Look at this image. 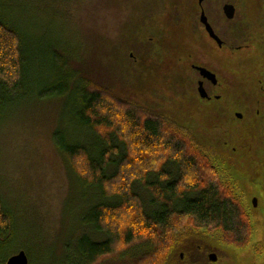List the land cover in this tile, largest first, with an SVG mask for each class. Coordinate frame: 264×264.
Here are the masks:
<instances>
[{"label": "rangeland", "instance_id": "obj_1", "mask_svg": "<svg viewBox=\"0 0 264 264\" xmlns=\"http://www.w3.org/2000/svg\"><path fill=\"white\" fill-rule=\"evenodd\" d=\"M235 1L212 0L205 8L209 14H215L219 7L221 11L223 3ZM242 1L264 5V0ZM28 2L23 6L29 11L26 17L21 18L17 11H10V14L14 19L18 16L17 22L22 28L30 33H41L47 43L52 42L49 50L58 51L62 59L61 70L69 75L71 86L87 81L123 102L133 103L149 113L187 127L191 137L204 144L200 134L202 124L207 132L214 128L208 115L210 105L196 99L191 101L185 94L187 53L193 49L191 41L193 44L196 42L189 32L199 14L196 0ZM247 14L248 20L256 23L253 11ZM139 28L144 30L146 43L149 33L153 32L157 48L153 49V57L144 59L143 67L138 62L135 66L140 69H134L128 67L125 53L131 47L133 54L138 56L140 48L135 41L141 39L137 34ZM195 36L198 41L206 42V37L200 39L199 35ZM35 42L31 41L25 63L24 75L29 86L39 79L47 82L52 75L46 56L41 60V55L37 54L43 49L36 50ZM47 43L43 45L45 48L49 46ZM195 58L196 55L192 57ZM212 58L222 62L225 75L231 74L233 53L223 50L220 60L214 51ZM229 87L224 89L225 95L230 93L231 85ZM233 87L236 106L224 105L217 114L223 113V137L246 145L243 150L238 148L234 155H229L231 170L228 173L247 201L251 196L258 199V207L253 208L258 216L252 218L261 230L256 232L264 234V176L252 180L254 170L250 171L246 165L247 158L255 165L264 164V134L255 132L247 135L248 130L259 131L260 128L241 123L240 129L236 119L226 113L237 108L244 115H254L253 111L250 113L251 106L246 100L250 85L242 82L239 86L235 83ZM72 110L73 97L38 99L34 95H26L0 123V200L10 215L11 224L5 240L7 246L0 250V264L19 250L26 253L28 264H73L69 254L74 251L77 237L84 232L96 237L91 230L79 224L87 207L95 201L91 202L93 192L84 188L70 173L66 159L52 142V134L59 129L69 131L75 137ZM215 148L220 146L215 143ZM220 150L228 156L227 148L223 146ZM258 170H263V167ZM133 189L142 197L146 209L151 210L152 197L148 190L140 183L133 185ZM202 230L207 231L205 228ZM207 233L219 238L213 232ZM176 235L169 253L150 264H173L178 253L185 251L183 242H187V236ZM232 260L227 264H233ZM99 264L142 263L112 255Z\"/></svg>", "mask_w": 264, "mask_h": 264}, {"label": "trees", "instance_id": "obj_2", "mask_svg": "<svg viewBox=\"0 0 264 264\" xmlns=\"http://www.w3.org/2000/svg\"><path fill=\"white\" fill-rule=\"evenodd\" d=\"M28 1L0 0V123L26 95L73 97L75 137L59 129L52 142L70 173L93 192L95 201L79 224L96 237L86 232L77 237L71 263L99 264L112 255L142 264L158 262L169 253L176 233L189 236L202 228L226 244L246 242L250 229L237 187L231 186L229 173L230 183L215 167L212 151L179 123L123 102L87 81L71 86L58 51L49 50L52 42L25 30L18 16L10 14L17 11L26 17L24 7L32 4ZM35 40L36 50L43 49L37 54L41 60L46 56L54 76L29 86L25 63ZM136 183L150 193L151 210L134 191ZM9 219L0 200V250L7 246Z\"/></svg>", "mask_w": 264, "mask_h": 264}, {"label": "flooded vegetation", "instance_id": "obj_3", "mask_svg": "<svg viewBox=\"0 0 264 264\" xmlns=\"http://www.w3.org/2000/svg\"><path fill=\"white\" fill-rule=\"evenodd\" d=\"M210 1L212 0H203L201 5H199L196 0L199 14L189 31L196 42L194 41L195 44H193L190 40L193 49L187 53L188 62L185 80L188 84L185 94L189 96V100L191 101L196 99L204 102V104L210 105L208 115L210 123L213 124L214 128H210L207 132L206 127L202 124L203 129L200 131V134L202 135L201 138L204 145L213 153L215 167L228 176L227 179L229 182L230 174L228 175V172L231 170V167H227V165L229 166L227 161L230 154L226 156L220 150L221 147L228 143V139H225L222 134L224 131L223 113L217 114V112L222 111L220 109L224 105L231 107L235 105L236 100L234 99L236 92L233 85L237 83L239 86L242 82H247L251 88V91H248L246 97L248 106L252 108H250V113L254 112V115L257 114L258 116L253 115L252 117L250 114L249 116L244 115L237 108L230 109L226 113L236 119L238 128L241 127V123L242 125L246 123L253 124L257 129L260 128L259 131L247 129V135L256 133L264 134V5L236 0L235 2L223 3L221 11L219 7L215 14H209L205 5ZM224 4L233 5L234 12L231 18H227L224 14ZM201 10L204 12L213 33L220 40V44L209 35L205 25L200 21L199 16ZM246 11H253V15L256 16L253 20H256V23L253 24L248 20ZM152 33H149L148 42L146 43L144 41V30L140 28L137 30L138 37L141 39L136 40L135 44L139 46L141 52L139 50L137 56L133 54L131 47L127 49L125 56L129 68L140 69L138 67L136 68L135 64L139 62L142 65L141 67H143L142 63L144 59L153 57V49L157 47L154 45L155 42L153 41ZM195 35H199L200 39L207 38L208 41L206 39V42L202 43L198 41ZM223 50L234 54L230 75H225L222 72L224 66L221 61L218 62L212 58V53L216 51L218 59L222 60ZM195 55L196 58L192 59ZM201 69H205L210 74H201ZM199 83L206 92L205 97L200 96ZM229 85H231V91L225 95L224 89L227 87L230 88ZM238 114L241 115L240 118L237 116ZM240 133L241 131H239ZM215 143L220 146L219 149L215 148ZM238 148H241V144L238 145ZM261 166H263L264 170V164ZM257 169L259 167L255 165L254 170ZM230 184L233 188L237 187V195L242 202L245 198L243 192L238 191V185L235 181ZM242 207L246 213L250 229L246 242L242 244H226L220 238L216 237L215 239V237L205 233V230L199 229L198 231L200 233L186 237L187 242H183L185 251L178 253L173 264H227V261L229 260L230 262L232 259L233 264H264V242L261 234L256 232V230L260 231V229L257 227L255 221L253 219L251 220L252 216H258V212L250 210V208L248 209L243 203ZM231 255H233V258H230Z\"/></svg>", "mask_w": 264, "mask_h": 264}, {"label": "water", "instance_id": "obj_4", "mask_svg": "<svg viewBox=\"0 0 264 264\" xmlns=\"http://www.w3.org/2000/svg\"><path fill=\"white\" fill-rule=\"evenodd\" d=\"M198 1V4L201 5L202 1L203 0H197ZM223 12L224 14L226 15L227 18H231L233 16V12H234V8H233V5L231 4H224L223 6ZM200 21L205 25L207 31L209 32V35L212 36L214 39L217 40V42L220 44V40L218 39V37L213 33V30L211 29L208 21H207V18L204 14V12L201 10L200 12ZM201 74L203 75H208L210 74L208 71H206L205 69H201ZM199 93H200V96L201 97H205L206 96V92L205 90L203 89L202 85L199 83ZM239 118L241 117V115H237ZM238 145L237 143L235 142H232L231 139H228V143L224 146L225 148L228 149V154L230 155H234L238 149ZM244 145H246V143H242L241 144V150H243V147ZM228 163V161H227ZM246 165L248 167V169L250 171H253L254 170V166L255 164H253L249 158H247L246 160ZM258 167H260L261 165H256ZM227 167H229L227 165ZM263 167V166H262ZM231 176V174H230ZM259 176H264L263 175V170H254V175H253V179H255V177H259ZM252 179V180H253ZM231 180L234 181L233 177H231ZM238 185V184H237ZM239 190H240V187L238 186ZM241 191V190H240ZM242 192V191H241ZM253 196H251L248 201H247V198H244V200L242 201V203L250 210H253L255 211V209L253 208H257L258 207V199L257 198H252ZM253 217V216H252ZM253 218H251L252 220ZM261 231V230H260ZM261 238L263 239V242H264V234L261 233ZM3 264H28V258H27V255L26 253L23 251V250H19L17 253L15 254H12L10 255Z\"/></svg>", "mask_w": 264, "mask_h": 264}]
</instances>
